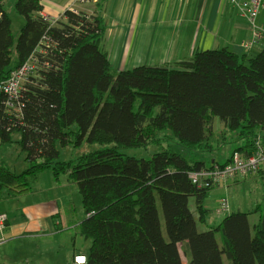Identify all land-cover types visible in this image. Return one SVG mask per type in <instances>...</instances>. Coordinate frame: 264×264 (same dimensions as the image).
I'll use <instances>...</instances> for the list:
<instances>
[{"label": "trees", "instance_id": "trees-1", "mask_svg": "<svg viewBox=\"0 0 264 264\" xmlns=\"http://www.w3.org/2000/svg\"><path fill=\"white\" fill-rule=\"evenodd\" d=\"M14 9L25 20L17 40L0 0V84L27 60L35 71L18 97L0 90V144L16 143L26 165L15 172L0 163V202L31 194L51 170L81 194L85 218L77 228L92 240L86 264H186L184 254L190 264H225L224 256L229 264H264V215L252 224L250 213L232 212L198 229L190 198L204 223L202 203L214 188L196 185L190 173L213 162L164 147L149 158L123 151L161 145L162 133L191 151L212 149L219 117L243 141L233 152L251 154L264 133V48L253 57L223 47L175 68L117 70L98 14L66 10L53 20L41 15V0H16ZM84 143L89 151L60 159Z\"/></svg>", "mask_w": 264, "mask_h": 264}, {"label": "crops", "instance_id": "crops-1", "mask_svg": "<svg viewBox=\"0 0 264 264\" xmlns=\"http://www.w3.org/2000/svg\"><path fill=\"white\" fill-rule=\"evenodd\" d=\"M2 2L5 8L7 0ZM15 2L16 0L14 5ZM41 2V15L53 20L60 19L66 10L101 16L106 25L104 46L109 52L112 68L117 70L144 64L169 65L175 68L177 63L188 60L198 51L223 47H229L237 55L247 54L253 57L264 48V38L254 40L256 30L264 31V8L253 24L228 0ZM5 10L9 12L14 23V14L6 8ZM19 20L22 27L25 20L22 17H19ZM247 42L251 45L246 48L244 44ZM253 51L257 53L253 54ZM119 64L121 65L118 67ZM242 143L243 141L240 145ZM226 161L227 159H213L211 162L214 164ZM22 167H26L25 163ZM55 209L50 197L37 195L35 187L29 195L1 201L0 213H7L9 220L3 234L0 233V238L4 237L8 241L23 238L52 240L56 232H61L60 224L55 221ZM233 209L237 211L236 207ZM254 209L255 212L260 210L258 205H255ZM87 250L71 252L67 264H75L74 258L77 255L84 256ZM8 260L6 254L0 257V263H8Z\"/></svg>", "mask_w": 264, "mask_h": 264}, {"label": "rangeland", "instance_id": "rangeland-1", "mask_svg": "<svg viewBox=\"0 0 264 264\" xmlns=\"http://www.w3.org/2000/svg\"><path fill=\"white\" fill-rule=\"evenodd\" d=\"M13 5L14 0H7L5 8L14 14L13 33L15 40H17L21 29L19 20L21 16L13 9ZM22 19L24 18L22 17ZM252 53L255 54L257 51H253ZM213 128L214 137L212 149L191 151L181 146L177 140L174 141V144H171L168 139H175L172 134L166 133L165 135L162 133L160 134L161 139H163L161 145H153L140 149H125L123 151L137 158H149L153 153L160 151L164 147L183 154L189 160L200 157L207 159L209 162L213 161V159L225 161L228 156H231L233 150L240 145L241 141H237L238 136L226 128L219 117L214 118ZM18 138V135L14 136V139ZM95 148L97 146L92 149ZM90 149L91 147H88L86 143L77 149L71 146L62 151L60 159L62 161H68ZM3 161L8 163L15 172H22V166L24 164L23 154L16 143L0 144V163ZM237 181L240 182L234 183L229 181L226 185H221L212 190L209 197L202 203L203 210L207 213L204 223L200 221L196 200L190 198V208L194 212L200 231L207 229L209 226L219 224L227 214L232 212L241 211L250 213L249 219L252 224L259 219L260 215H264V177H252L251 175L238 179ZM34 187L37 195L43 194L44 196L50 197L54 203L56 207L55 221L60 224L61 232L55 231L56 233L52 240L42 241L34 238H23L14 241L6 240V244L0 246V257L6 254L9 260L8 263L0 264H67L71 252H82L83 250L89 249L92 244L91 239L84 238L78 231L79 229L77 227L85 218L82 197L77 186L67 180V175L63 174L60 180H55L53 172L51 170H45L41 173L40 179L35 183ZM221 197L227 198L229 202L228 211L218 213L216 208ZM255 205H258V208H260L257 211L258 213L254 211ZM158 206L161 214L163 232L167 237L165 220L159 202ZM235 207L237 211H233ZM220 236V233H218L217 237L219 241H221ZM184 261L186 264H190L189 258L185 254ZM224 263L229 264L226 256H224Z\"/></svg>", "mask_w": 264, "mask_h": 264}, {"label": "built area", "instance_id": "built-area-1", "mask_svg": "<svg viewBox=\"0 0 264 264\" xmlns=\"http://www.w3.org/2000/svg\"><path fill=\"white\" fill-rule=\"evenodd\" d=\"M81 3L90 2V0H78ZM230 3L246 16L251 23L255 20L264 8V0H228ZM78 12L76 10H72ZM264 38V31H255V39L259 41ZM249 42L244 47H249ZM35 71V64L27 60L23 65L11 72L8 80L0 84V90L7 93L11 98L18 97L25 80ZM254 151L246 155L243 152H232L230 159L222 163H214L212 168H203L199 171L190 173V178L196 185L205 188H216L226 185L229 181H235L247 176H264V136L259 135L254 140ZM228 200L221 197L217 208L218 213L228 211ZM9 217L5 212L0 213V233L6 229ZM6 242L4 237L0 238V245ZM75 264H86V257L77 255L74 258Z\"/></svg>", "mask_w": 264, "mask_h": 264}]
</instances>
